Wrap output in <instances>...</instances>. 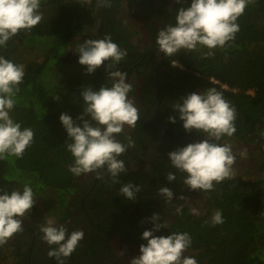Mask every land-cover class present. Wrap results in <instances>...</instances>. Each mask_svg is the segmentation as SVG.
<instances>
[{"label":"trees","instance_id":"16d2710c","mask_svg":"<svg viewBox=\"0 0 264 264\" xmlns=\"http://www.w3.org/2000/svg\"><path fill=\"white\" fill-rule=\"evenodd\" d=\"M155 1L110 0V7H101L98 0H41L42 21L30 32L21 31L6 46L0 47V56L25 68L17 104L10 116L22 128L30 127L34 131L33 143L23 158L0 160V194L23 191L28 183L36 201L31 215L39 208L44 216L68 215L72 211L78 176L69 171L74 157L67 150L68 135L60 116L67 113L75 121L83 114L82 89L91 87L98 91L112 83L103 66L94 74H86V67L78 62L79 55L72 57L73 49L94 26L103 9L105 27L96 39L110 35L113 42L126 51L124 59L111 70L128 75L143 54L130 41V30L121 27L118 16L124 13L126 5L148 4L149 16L158 15L162 25L151 29L155 40L162 28L176 23V13L181 7L191 6V0H184L183 4H177L176 0H159L161 9L157 11ZM237 23L240 31L235 41L223 49L212 50L214 55H208L209 50L202 46L195 51L182 49L172 56L163 54L162 65L153 70L158 80L159 70H163L162 111L165 133L170 139L183 143L191 135L201 140L207 138L197 130L186 132L174 107L188 94L215 87L236 108L235 134L222 137L218 143L237 144L234 152L239 156L246 154L242 157L252 162L254 173L258 174L254 178L248 174L231 176L215 184L212 191H195L199 196H208L206 210L194 215L188 207L166 230V236L174 232L190 234L192 247L188 251L198 264H264V0L249 4ZM153 83L146 81L144 99H153ZM57 96L59 100L55 99ZM170 116L176 117L175 124L169 121ZM134 128L146 141L150 125L137 123ZM118 138L124 142L130 139L123 132ZM173 173L177 176L178 171ZM131 178L132 174L119 183L127 184ZM178 180L185 190L183 179ZM164 182L165 187L173 183L166 176ZM98 207L108 213L114 211H108L112 209L108 202L105 206L99 201ZM217 209L223 211L224 223L212 226L211 216ZM12 238L0 247V258L6 264L19 259L16 247L11 244Z\"/></svg>","mask_w":264,"mask_h":264},{"label":"clouds","instance_id":"9594fccd","mask_svg":"<svg viewBox=\"0 0 264 264\" xmlns=\"http://www.w3.org/2000/svg\"><path fill=\"white\" fill-rule=\"evenodd\" d=\"M184 0H176L183 4ZM255 0H191L190 7H181L176 13V23L168 24L157 35L159 51L172 56L180 50L195 51L198 46L206 47L208 55L212 50L225 48L234 42L240 31L237 23L246 7ZM41 0H0V47L21 31L30 32L43 19L40 12ZM101 7H110V0H98ZM75 53L79 55V64L86 66V74H94L98 68L105 67L111 86H102L98 91L91 87L82 89L85 102L83 114L74 121L67 113L60 121L68 135L67 150L74 157L69 171L74 175L91 173L107 169L113 183H119V175L126 171L119 157L133 145L129 139L127 146L119 142L117 136L124 127L135 126L139 120L138 109L128 94L132 90L126 82V73L112 71L124 57L126 51L113 42L110 35L103 39H88L77 43ZM107 62V63H106ZM178 63H175L177 65ZM173 66V65H172ZM25 76L22 64H16L0 56V160L8 157L23 158L27 148L34 140V131L14 121L10 112L17 104ZM55 99L59 100L57 96ZM174 109L179 113L183 128L191 133L197 130L206 136L199 142L189 143L185 147L169 152L168 157L173 168L183 174V184L193 190L204 192L214 190V185L222 183L233 175L235 156L231 145L220 144L222 137H231L236 132V108L232 106L215 87L201 93L193 92L176 103ZM169 121L176 123V117ZM98 178H102L99 177ZM169 182L176 181L173 172L167 173ZM142 186L128 183L121 185L119 194L129 201H135ZM158 196L166 203L174 199V192L168 187H159ZM180 200L185 197L181 195ZM34 192L30 184L25 183L23 191L14 190L10 194H0V247L22 231L23 217L35 204ZM183 205L176 207V213L182 212ZM193 213L199 215L197 209ZM153 229L145 230L142 239L146 245H140V255L133 257L130 264H198L192 255H186L192 247V238L187 232H174L168 236H156L166 222L154 214L151 218ZM212 226L223 224V211L217 209L211 216ZM41 239L49 246V258H55L57 264H64L84 238L82 230L69 233L65 225H57L48 219L40 226Z\"/></svg>","mask_w":264,"mask_h":264},{"label":"flooded vegetation","instance_id":"af4514ba","mask_svg":"<svg viewBox=\"0 0 264 264\" xmlns=\"http://www.w3.org/2000/svg\"><path fill=\"white\" fill-rule=\"evenodd\" d=\"M154 4L157 11L161 9L159 0H156ZM129 6L134 10H128L126 5L124 14L130 11V16L126 14L123 16L122 13L118 18L121 22L127 20L125 17L130 18L132 23L139 18L140 25L137 23L136 25L138 29L142 28L139 36L141 45L138 46V43L133 41L134 33H130L129 38L133 45L138 47V51L143 54V57L126 77V82L131 85L136 95L129 93L128 96L138 109L139 120L137 123L149 124L150 130L145 135L146 141L142 140L135 131L134 127H137V123L135 126H127L122 131L131 139L133 145L119 157L123 160L126 171L121 173L117 179L119 182L124 181L132 174L129 183L142 186V191L137 194L135 201H129L119 194L123 183H113L106 168L86 173L83 179H80L79 175L74 197L75 207L68 215L61 213L51 218L57 225H65L69 233L73 230H82L84 233V238L79 242L76 250L70 257L64 258V264H130L133 257L140 255V245L147 243L142 239V233L145 230L153 229L154 224L151 222V218L154 214H158L161 217V222H166L168 225L167 228H162L154 234L166 236V230L186 208L189 207L191 211L197 209L200 215L208 207V196H199L187 187L184 190L182 183H179L178 180L183 179V174L179 171L176 181H173L172 185L168 187L175 196L171 203H166L164 198L158 196V188L165 187L164 181L167 173L176 171L170 163L168 153L185 147L189 143L198 142L201 138L191 135L186 137L182 143L170 139L165 133L166 122L162 111L163 70H159L160 80L153 71L154 68H159L162 65L163 53L159 51L156 37L151 33L152 27L156 25L160 28L162 21L158 15L156 16V13L152 16L153 18L149 16L150 7L148 4L138 7L136 4L129 3ZM107 16L109 17V13ZM132 23L129 28H133ZM104 27L103 23L92 32L89 28L81 40L86 41L91 37V39H96ZM124 28L127 27L124 26ZM147 80L154 82L152 86L155 90L151 100L150 98L144 99L143 90ZM117 139L127 146L128 141L124 142L118 136ZM98 176L102 178H98ZM182 194L185 197L184 200L179 199ZM138 195L141 196L138 197ZM109 197H116V199L111 200ZM99 201L105 206L108 202L112 208L108 211H114L108 213L104 208L98 207ZM180 205H183L182 212L177 214L176 207ZM44 217L45 222H41L42 225L50 219V215ZM39 229L38 225L32 227L24 224L22 231L13 236L11 244L16 247L19 255L15 264H57L55 258H49V246L42 241V233ZM24 248L26 250L23 251ZM186 255H191L190 251Z\"/></svg>","mask_w":264,"mask_h":264},{"label":"rangeland","instance_id":"374dc122","mask_svg":"<svg viewBox=\"0 0 264 264\" xmlns=\"http://www.w3.org/2000/svg\"><path fill=\"white\" fill-rule=\"evenodd\" d=\"M79 1H82V0H79ZM127 9L128 10H131V11L134 10L129 5H127ZM103 13H104V10H101L99 12V15L97 16V22L94 24V26H91L90 27L91 32L97 30L100 26L103 25V23H104V14ZM125 14L130 16V11H129V13H125ZM125 14L123 13V16ZM125 18L127 20H124V22H121L120 21L121 22V27L126 26L130 30L131 33H134V36L135 37L133 36V41L135 43H138V46L141 45V39H140L139 36H140V33L142 32V28H139L138 29V27H137V25H140L139 24V22H140L139 18L135 22H133V23L130 20V18H127V17H125ZM131 23L133 24V28H129V26H131ZM136 23H137V25H136ZM84 42H85V40H81L80 43L83 44ZM73 56H75V57L78 56V54L75 53V48L73 49V52H72V57ZM73 62H76L74 60V58H73ZM133 95L136 96L135 93H134V91H133ZM125 128H127V125L124 127V129ZM236 148H237V144L236 145L235 144H231L232 153L235 156V162H234V164L232 166V168H233V175L232 176L241 177L244 174H248V175L252 176V178L258 176L257 173H254V168L251 166L252 162L249 161V160H245L243 158L246 154H243L242 155L243 157L242 156H239L236 152H234ZM242 153H246V151L245 150H242ZM252 173H254V175ZM85 176H86V173L81 174L79 176V178L80 179H83ZM54 217L55 216L50 215L49 218L51 219V218H54ZM44 218L45 217L43 215V210L39 208V210H37L36 213H34V214L31 215L30 212H28L25 215V217L22 218L23 219V225L26 224V225H29V226H32V227H35V225L41 226L42 225L41 222H45ZM24 250H26V249L24 248L23 251ZM12 263L15 264L16 262L15 263L12 262ZM0 264H6V263H4V261L2 260V258H0Z\"/></svg>","mask_w":264,"mask_h":264},{"label":"built area","instance_id":"2783aa9c","mask_svg":"<svg viewBox=\"0 0 264 264\" xmlns=\"http://www.w3.org/2000/svg\"><path fill=\"white\" fill-rule=\"evenodd\" d=\"M178 66H180L181 68H183L180 64H177Z\"/></svg>","mask_w":264,"mask_h":264}]
</instances>
